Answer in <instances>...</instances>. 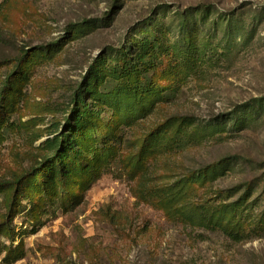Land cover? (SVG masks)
I'll list each match as a JSON object with an SVG mask.
<instances>
[{"label":"rangeland","instance_id":"obj_1","mask_svg":"<svg viewBox=\"0 0 264 264\" xmlns=\"http://www.w3.org/2000/svg\"><path fill=\"white\" fill-rule=\"evenodd\" d=\"M188 15L197 17L190 38L182 37ZM83 21L94 26L74 34L71 26ZM149 32L161 46L138 75L161 98L128 123L123 107L101 112L103 125L116 124L115 157L79 204L45 201L36 222L24 198L14 241L0 234V264L18 245L21 256L6 264H264V0H2L0 89L31 60L0 131V181L50 153L44 143L63 125L92 63ZM117 83L95 88L110 93ZM165 122L187 129L184 147L146 141ZM224 159L189 199L216 207L247 197V210L236 211L243 238L156 205L155 190ZM5 209L0 196V219Z\"/></svg>","mask_w":264,"mask_h":264},{"label":"trees","instance_id":"obj_2","mask_svg":"<svg viewBox=\"0 0 264 264\" xmlns=\"http://www.w3.org/2000/svg\"><path fill=\"white\" fill-rule=\"evenodd\" d=\"M1 5L2 0H0V8ZM196 18V15L184 17L182 28H185L186 35L182 37L190 38L195 29L193 23ZM185 22H191V26L187 28ZM93 26L92 22L83 21L71 27L76 34L84 33ZM158 42L155 32L144 33L142 39H136L123 47H110L105 56L92 63L83 84L74 92L71 107L63 125H57L54 135L47 138L44 143L50 153L16 178L0 181V196L3 197L6 207L0 219V234L14 241L17 233L11 228V224L21 212L24 198L30 204V214L36 222L39 221L40 210L45 201H58L64 208L79 204L83 195L99 178L102 168L116 154V147L112 145L116 138V124L103 125L100 120L101 112L108 107L114 111L123 107L128 120L126 123H128L144 115L153 107L154 102L161 98L160 91L155 92L157 89H154L152 84L141 85V75H138L141 74V70L149 66L151 62L149 59L153 52L161 46ZM28 61H24L22 68L16 66L7 75L0 89V131L7 121V113L11 111L15 100L18 99L21 89L17 84L26 79L25 74L30 63L29 61L27 64ZM112 80L118 83L110 93H100L95 88ZM155 93L156 95L149 99ZM85 94H92V101L86 102ZM238 119L233 126L239 124ZM219 127H221L220 124L207 125L210 131H215ZM63 128L64 130H61ZM188 135L186 128L182 129L178 124L165 122L152 131L146 141H151L154 149L172 148V146H177L179 149L184 147ZM147 147L148 145H143L137 159ZM137 159L134 167L140 168L139 164L142 161ZM226 160L192 170L174 184L155 190L158 198L156 205L167 216L180 215L185 221L194 225L217 228L233 239L243 238L245 230L237 218L236 211L247 210L245 209L248 208L245 205L247 197L244 196L238 201L223 203L216 207L193 204L189 199L195 191L194 185L197 184L195 186L197 188L213 179L217 169L220 170ZM243 204L244 206L241 207ZM18 246H8L2 258L3 264L21 256L22 252L18 251L21 246Z\"/></svg>","mask_w":264,"mask_h":264}]
</instances>
